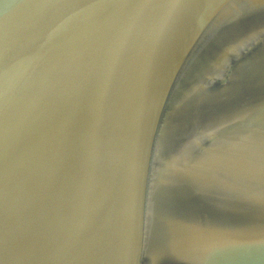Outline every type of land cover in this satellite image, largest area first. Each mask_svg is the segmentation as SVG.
<instances>
[{
  "label": "water",
  "instance_id": "obj_1",
  "mask_svg": "<svg viewBox=\"0 0 264 264\" xmlns=\"http://www.w3.org/2000/svg\"><path fill=\"white\" fill-rule=\"evenodd\" d=\"M0 264H264V0H0Z\"/></svg>",
  "mask_w": 264,
  "mask_h": 264
},
{
  "label": "rangeland",
  "instance_id": "obj_2",
  "mask_svg": "<svg viewBox=\"0 0 264 264\" xmlns=\"http://www.w3.org/2000/svg\"><path fill=\"white\" fill-rule=\"evenodd\" d=\"M1 13H5V10L4 11H2ZM8 14V11H6V15Z\"/></svg>",
  "mask_w": 264,
  "mask_h": 264
},
{
  "label": "crops",
  "instance_id": "obj_3",
  "mask_svg": "<svg viewBox=\"0 0 264 264\" xmlns=\"http://www.w3.org/2000/svg\"><path fill=\"white\" fill-rule=\"evenodd\" d=\"M14 0H12V2H13ZM10 2V1H9Z\"/></svg>",
  "mask_w": 264,
  "mask_h": 264
}]
</instances>
